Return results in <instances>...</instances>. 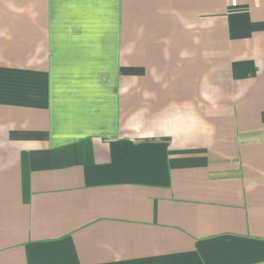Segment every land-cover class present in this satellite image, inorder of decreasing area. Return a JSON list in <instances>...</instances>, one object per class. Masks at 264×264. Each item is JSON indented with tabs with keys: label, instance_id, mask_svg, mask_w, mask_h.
Masks as SVG:
<instances>
[{
	"label": "crops",
	"instance_id": "1",
	"mask_svg": "<svg viewBox=\"0 0 264 264\" xmlns=\"http://www.w3.org/2000/svg\"><path fill=\"white\" fill-rule=\"evenodd\" d=\"M0 264H264V0H0Z\"/></svg>",
	"mask_w": 264,
	"mask_h": 264
}]
</instances>
